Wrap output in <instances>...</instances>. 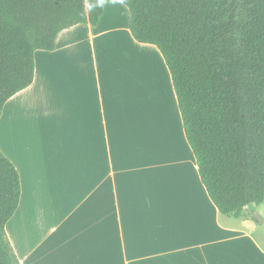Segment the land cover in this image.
I'll use <instances>...</instances> for the list:
<instances>
[{
	"label": "crops",
	"instance_id": "crops-1",
	"mask_svg": "<svg viewBox=\"0 0 264 264\" xmlns=\"http://www.w3.org/2000/svg\"><path fill=\"white\" fill-rule=\"evenodd\" d=\"M128 8L62 31L5 104L20 176L6 232L21 264H264L263 206L222 215L203 185L172 75Z\"/></svg>",
	"mask_w": 264,
	"mask_h": 264
},
{
	"label": "trees",
	"instance_id": "trees-1",
	"mask_svg": "<svg viewBox=\"0 0 264 264\" xmlns=\"http://www.w3.org/2000/svg\"><path fill=\"white\" fill-rule=\"evenodd\" d=\"M107 0H0V117L29 88L35 54L59 34L97 25ZM133 38L156 46L172 75L185 134L207 193L227 217L264 205V0H116ZM21 200L0 150V264H21L6 226Z\"/></svg>",
	"mask_w": 264,
	"mask_h": 264
},
{
	"label": "water",
	"instance_id": "water-1",
	"mask_svg": "<svg viewBox=\"0 0 264 264\" xmlns=\"http://www.w3.org/2000/svg\"><path fill=\"white\" fill-rule=\"evenodd\" d=\"M248 208H249L250 210H253V209H254V204H250V205L248 206Z\"/></svg>",
	"mask_w": 264,
	"mask_h": 264
},
{
	"label": "rangeland",
	"instance_id": "rangeland-1",
	"mask_svg": "<svg viewBox=\"0 0 264 264\" xmlns=\"http://www.w3.org/2000/svg\"><path fill=\"white\" fill-rule=\"evenodd\" d=\"M263 210H264V207H263Z\"/></svg>",
	"mask_w": 264,
	"mask_h": 264
}]
</instances>
